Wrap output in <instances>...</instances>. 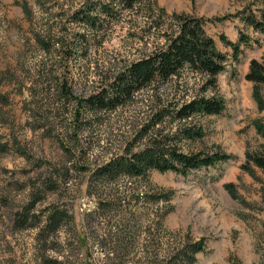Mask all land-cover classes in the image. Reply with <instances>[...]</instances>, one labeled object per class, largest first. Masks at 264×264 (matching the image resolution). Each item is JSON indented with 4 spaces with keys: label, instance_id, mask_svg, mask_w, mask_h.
<instances>
[{
    "label": "rangeland",
    "instance_id": "obj_1",
    "mask_svg": "<svg viewBox=\"0 0 264 264\" xmlns=\"http://www.w3.org/2000/svg\"><path fill=\"white\" fill-rule=\"evenodd\" d=\"M83 1L0 0V264H47L46 259L53 264H172V248L186 237L204 240L194 264H264V171L250 164L254 177L241 168L245 152L264 146L254 128L256 119L264 121V110L257 109L253 84L244 78L251 59L264 63V32L246 27L239 17L210 20L240 11L259 14L264 0H154L167 16L203 18L206 34L228 56L215 89L206 92L220 97L224 108L195 121L204 134L183 142V150L218 149L233 159L187 175L151 170L107 184L94 181L91 172L128 145L141 146L137 131L153 106V92L162 99L190 95L201 81L184 73L155 90H141L115 110L84 114L85 122L76 128L77 100L141 56L140 40L148 33L140 16L125 14L104 23L94 36L86 34L82 50H75L74 33L81 27L70 15ZM149 33L150 39L156 35L153 29ZM239 33L248 44L240 45L233 60L221 36L236 42ZM36 37L53 44L50 50H42ZM60 81L71 91L69 98L61 96ZM259 90L264 96V83ZM229 182L238 199L224 188ZM152 195L169 199L155 201ZM33 200L30 213L57 208L67 215L46 244L37 241L42 216L23 229L15 221Z\"/></svg>",
    "mask_w": 264,
    "mask_h": 264
},
{
    "label": "trees",
    "instance_id": "obj_2",
    "mask_svg": "<svg viewBox=\"0 0 264 264\" xmlns=\"http://www.w3.org/2000/svg\"><path fill=\"white\" fill-rule=\"evenodd\" d=\"M24 13H28L26 2L21 4ZM135 13L141 18V26L147 29L141 37L145 47L141 56L126 62L111 81L95 93L77 100V117L74 123L80 127L84 114H93L99 111H112L123 106L135 98L143 89H156L159 83L171 79H179L184 73H191L200 79L199 90L188 95L184 93L171 98H160L153 92V106L148 118L137 131V139L141 146L134 149L135 143L119 155L109 159L106 163L96 167L91 172L94 181L107 184L120 177H144L149 171H172L187 175L200 167H214L233 159L232 154L220 150L211 152L184 151L183 142H193L202 138L203 128L195 121L201 117L218 115L224 108L223 100L215 94H207L216 86L217 76L226 69L228 56L215 46L214 40L208 36L203 28L205 20L185 14L172 13L167 16L162 8L155 6L154 0H84L81 6L71 13V22L81 27V31L74 33L78 49L84 45L87 35L93 36L109 21H118L125 14ZM230 17H239L246 27L264 32V9L259 14L254 12H237L233 15L214 17L211 21L221 22ZM155 30L156 35L150 39L149 33ZM50 35L49 31L44 34ZM36 42L42 50H50L53 44L47 39L36 37ZM224 45L232 50V59L237 60L241 52L240 45H247V36L239 33L238 40L232 42L221 36ZM61 44L60 41H56ZM62 46V44L60 45ZM72 47L67 54L72 55ZM244 78L253 84V98L259 111L264 110V96L259 85L264 83V63L256 59L249 61ZM62 97L72 96L66 83H57ZM187 92V91H186ZM254 128L264 140V121L256 119ZM250 164L264 171V146L259 152H245V163L241 168L255 177ZM224 188L229 196L238 199L235 185L225 183ZM155 201L168 200L169 195H152ZM36 201H31L26 207L15 214V221L19 228L38 225L37 241L46 244L49 235L54 234L66 220L63 210L53 208L43 213H30ZM34 220L28 224V220ZM204 240L182 238L172 248L169 256L172 264H194L196 254L204 251ZM47 264L56 262L46 259Z\"/></svg>",
    "mask_w": 264,
    "mask_h": 264
}]
</instances>
